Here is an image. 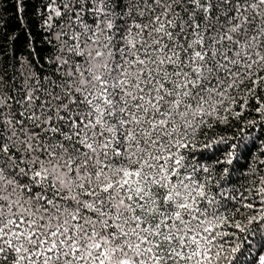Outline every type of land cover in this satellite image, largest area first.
<instances>
[{"label":"snow or ice","instance_id":"snow-or-ice-1","mask_svg":"<svg viewBox=\"0 0 264 264\" xmlns=\"http://www.w3.org/2000/svg\"><path fill=\"white\" fill-rule=\"evenodd\" d=\"M0 264H264V0H0Z\"/></svg>","mask_w":264,"mask_h":264}]
</instances>
